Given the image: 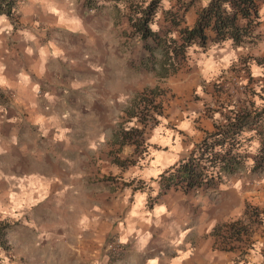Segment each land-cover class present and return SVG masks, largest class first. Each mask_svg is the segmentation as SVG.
<instances>
[{"label": "crops", "instance_id": "0c3cea01", "mask_svg": "<svg viewBox=\"0 0 264 264\" xmlns=\"http://www.w3.org/2000/svg\"><path fill=\"white\" fill-rule=\"evenodd\" d=\"M210 1L160 4L193 27ZM96 2L20 0L12 15L0 14V223L15 218L40 224L39 216L48 214L49 221L64 216L69 228L79 217L81 228L93 231L92 224L105 215L97 210L101 202L90 204L96 184L89 177L97 171L87 166L107 143L105 129L115 123L110 114L138 87L135 73L126 83L119 62L114 64L125 42L117 28L121 4ZM256 16L248 44L213 41L215 33L208 29L212 44L195 47L191 70L172 85L168 113L153 127L150 143L160 149L152 151L144 180L180 163L202 141L214 149L219 140L226 142L228 133L221 129L228 126L236 98L254 102L264 93V2ZM239 24L246 19L240 17ZM246 80L255 93L232 92ZM71 146L87 166L72 167V157L62 154ZM202 157L209 158L208 152ZM149 184L134 195L125 216L124 237L134 243L132 264L134 258L140 261L135 264H264V184L216 181L204 170L196 184L171 186L148 205L149 192L156 189ZM111 212L118 217L119 201ZM85 241L78 251L68 241L65 254L84 257ZM99 251L95 247L88 255Z\"/></svg>", "mask_w": 264, "mask_h": 264}, {"label": "rangeland", "instance_id": "374dc122", "mask_svg": "<svg viewBox=\"0 0 264 264\" xmlns=\"http://www.w3.org/2000/svg\"><path fill=\"white\" fill-rule=\"evenodd\" d=\"M118 1L122 8H120L117 17L119 23L117 28L125 42L120 43L122 56L118 57L114 64L119 62L118 67H120L121 74L126 77L124 80L126 83L133 82L135 73L138 91L131 92V95L125 99L122 98L120 111L115 108V111L110 114L111 119L115 120L114 126L105 129L107 143L99 145L100 153L98 156L94 155L89 166L85 165L86 161L79 160L75 146L67 148L62 153L72 157L71 162H73L74 169L87 166L90 170L97 171L96 176L89 177L90 182L96 184L94 190L90 192L89 201L90 204L96 200L101 202L102 204L97 210L98 212L103 210L105 215L99 224H92L91 227L96 228L93 231L90 228L82 229L80 223L76 222L80 219L79 217L72 224V228L71 226L69 228L68 224L63 223L64 216H56L52 219L53 221H49L48 214L39 216L40 224L15 218L0 223L1 231L4 234L3 240L0 242L2 264H95L96 260H99L100 264H132L130 260L134 243L124 237L127 228L125 216L128 205L134 201L136 193L144 191L146 187L150 188L149 182L156 186V189L149 192V194L152 193V196L149 195L148 205L151 200L155 201L171 186L196 184L199 180L189 184L192 180H187V172L181 171V167L192 158L200 159L197 167L202 174L199 179L204 177L205 170L207 174L213 173L216 181L246 179L249 182H255L256 185L264 184V161L261 164L257 162L263 154L260 153L261 144L256 132V128L261 127L258 124H252L253 130L246 128L242 134L238 135V139L241 138L242 141L241 145L231 149L230 152L231 155H236V159L240 162L235 164L232 170L225 167L228 161V139L226 142L223 139L224 142L219 140L220 144H216L215 149L213 144L206 140L197 144L180 163L162 171V174L157 175L151 181L144 180V170L150 164L149 157L152 151L160 149L156 144L150 143V137L159 118L168 113V105L174 97L172 85L180 81L183 73L191 70L190 60L196 52L195 47H205L197 43L184 47L181 31L187 26L183 23L178 26V16L170 15L173 10H162L160 0H157L156 12L150 21V27L155 33L144 39L138 32L137 24L140 21L138 19L142 14L139 11L145 9L155 0ZM86 2L89 6H95L97 3L96 0H86ZM240 26L243 25L240 24ZM249 30L250 32L243 38V43L251 37L252 26ZM208 40L206 47L212 44L210 39ZM244 82H241L243 85L234 84V87L231 88L232 92L248 94L253 91L255 93L252 81ZM240 98V96L236 98L235 108L228 113V118L234 116L235 110H249L254 115L262 108L259 105L264 104L261 95L254 102L246 97L243 98V96ZM254 103L259 108L254 109ZM132 113L137 115L131 118ZM228 126L221 129L223 133L224 131L228 133ZM111 137L112 139H110ZM208 146H210V151H207L209 158H203L204 149ZM107 149H109L108 152H106ZM255 165H257L256 168H254ZM258 179L261 184L257 182ZM76 180H80V178ZM118 201L119 213L116 217L115 214H112L111 207L117 205ZM57 210L63 212L64 208L59 207ZM79 210L80 207H78V213ZM262 210L264 212V208ZM113 219H115L114 222ZM57 220L61 221L57 222ZM66 226H68L69 233L65 231ZM83 237L86 239L84 244L87 248L91 247V251L95 247L98 248L100 250L98 254L89 256L90 250L88 249L84 257H79L80 255L72 257L65 254L64 247L68 241L72 243V246L69 247L76 250L82 245ZM134 259L133 264L139 261V258Z\"/></svg>", "mask_w": 264, "mask_h": 264}, {"label": "trees", "instance_id": "16d2710c", "mask_svg": "<svg viewBox=\"0 0 264 264\" xmlns=\"http://www.w3.org/2000/svg\"><path fill=\"white\" fill-rule=\"evenodd\" d=\"M259 2H264V0H211L200 12L195 25L193 27H185L181 31L184 39V47L193 43L206 47L207 41L210 38L207 32L208 29H212L215 33L213 41H222L232 38L235 43L242 42L245 35L250 32L249 28L254 24L253 21L257 17L256 15H258ZM18 3L19 0H0V14H7L8 16L12 15L15 12ZM157 5L158 1L155 0L145 9L139 11L142 12V14L138 19L140 20L137 24L139 27L138 32L141 33L144 39H147V37H150L155 33L150 27V21L155 15ZM170 15L178 16V26L183 22V17L179 12L172 11L170 12ZM240 17L246 19V24L243 26H240L238 23ZM183 51L185 52V49H183ZM261 97L264 99V93L261 94ZM233 113L234 116L229 117L228 161L225 164V167L228 170H232L234 165L240 162L236 159V155H231L230 150L241 145L242 141L241 138L238 139V135L242 134L243 130L246 128L247 130H253V127H251L252 124H258V126H261L260 128H256L258 139H260L261 144L260 153H263L257 162L261 164L264 161V106L254 115L249 110H235ZM134 115L137 114L132 113L131 118H134ZM225 132L226 131H224V133ZM209 147L210 146L205 148L204 152L210 151ZM199 161L200 159L198 158H192L191 161H188L181 167L182 172H187V180H192L189 184L198 181L202 174L201 171H198L197 167L199 166ZM256 167L257 165L254 166V168ZM3 236L4 234L2 233L0 226V242H2ZM0 264H2L1 258Z\"/></svg>", "mask_w": 264, "mask_h": 264}]
</instances>
